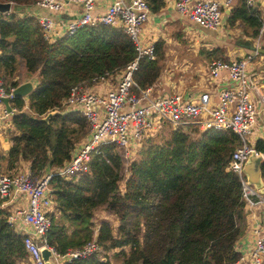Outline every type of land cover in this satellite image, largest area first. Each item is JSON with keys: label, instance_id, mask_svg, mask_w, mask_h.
<instances>
[{"label": "trees", "instance_id": "16d2710c", "mask_svg": "<svg viewBox=\"0 0 264 264\" xmlns=\"http://www.w3.org/2000/svg\"><path fill=\"white\" fill-rule=\"evenodd\" d=\"M158 13L166 0H147ZM17 8L0 14V77L11 90L26 77L39 75V83L27 100L16 97L13 124L17 131L8 151L7 169L23 160L33 172L68 162L77 145L88 135L86 118L79 111H64L62 103L72 89L92 78L112 75L135 60L134 41L119 25L86 26L54 42L45 39L43 28L31 9L37 0H0ZM260 13L244 1L228 16L230 26L242 23L257 37ZM156 59L143 58L134 79L141 88L153 84L162 72L163 51ZM220 49L214 51L218 58ZM24 68V70L21 69ZM19 77V79H16ZM56 112L45 121L52 111ZM148 141L126 172L125 161L114 146L103 148L90 169L80 177L51 180L60 216L52 214L49 246L64 255L94 238L95 213L105 206L121 224L118 234L104 222L98 241L104 252L123 250V264H233L242 253L238 240L245 231L246 203L242 183L229 162L240 140L232 130H208L199 139L176 129L158 141L163 129ZM159 135V136H158ZM157 136V137H156ZM163 139V138H162ZM264 152V140L256 143ZM264 180V166H263ZM0 203V264H20L28 258L24 236L8 221ZM130 253H125L126 248ZM101 254L66 264H112Z\"/></svg>", "mask_w": 264, "mask_h": 264}, {"label": "built area", "instance_id": "2783aa9c", "mask_svg": "<svg viewBox=\"0 0 264 264\" xmlns=\"http://www.w3.org/2000/svg\"><path fill=\"white\" fill-rule=\"evenodd\" d=\"M99 0H37L36 7L61 15L67 3H75L83 9L82 15L70 22L50 15L38 14L36 18L43 28L46 40L54 42L64 35H73L86 26L119 25L134 41L137 56L123 69V76L115 89L100 90L93 87L106 84L110 75L94 77L74 87L69 97L64 99V111H79L86 118L88 135L81 145H77L72 158L47 174L28 171L12 173L4 170L0 160V203L4 208L17 197L25 195L27 209L9 213V223L18 230L21 222L27 227L24 245L28 258L20 264H45L42 251L49 248L53 264H66L74 260L86 259L104 252L98 241V234L84 246L60 254L49 246L47 237L52 227L55 206L51 180L55 176L65 179L80 177L90 169V162L96 155H104L103 148L116 146L125 164L133 161L144 143L155 136L164 125L176 129L232 130L237 133L240 144L232 154L228 169L238 174L242 183V195L247 206L264 210V194L250 184L244 168L254 151H258L254 134L260 117L256 97L264 101L260 81L252 76L250 68L256 60L263 59L258 49L264 45V19L253 45L256 48L243 57L226 60L213 59L208 67L209 78L214 82L222 80L225 74L227 86L205 92L189 94L164 93L154 98L153 86L141 88L134 79L143 58L156 59V46L144 41V26L150 20L151 7L147 0H112L105 14H94ZM240 0H175L176 10L188 16L193 22L207 30H220L225 23V10L232 9ZM248 8H255L258 0H242ZM213 82V83H214ZM8 90L5 80L0 77V121L10 118L11 111L4 100L15 98ZM61 112L60 110L52 111ZM128 169V168H127ZM255 241L250 251V262L243 256L233 264H264V231L260 225L254 228Z\"/></svg>", "mask_w": 264, "mask_h": 264}, {"label": "crops", "instance_id": "0c3cea01", "mask_svg": "<svg viewBox=\"0 0 264 264\" xmlns=\"http://www.w3.org/2000/svg\"><path fill=\"white\" fill-rule=\"evenodd\" d=\"M111 2L112 0H99L98 5L94 10V14H105L108 11ZM239 2L240 1H236L232 9ZM255 8L264 19V0H258ZM232 9L225 10V23L222 28L217 31L204 29L193 22L188 16L180 14L175 8V0H166V4L160 12H151L150 20L144 26V41L153 43L157 47L158 43H162L164 52L167 55V66L161 63L162 72L167 71V69L170 71L174 70L169 73L172 81L168 80V74H164L162 79L158 83L154 84L156 86L153 85L154 91L160 86H165L168 89L172 86V84L177 86V93L184 95L194 92L208 91L206 88L207 82H209L208 80L210 79L208 75V67L210 62L213 59H216L214 56V51L216 49H220L219 54L221 53V56L218 58H223L226 60L237 59L252 52V50L243 47L240 44V41H252L253 43L255 40V37L251 36L253 29L250 26L239 22L234 26H230L227 20ZM30 12L36 16L40 13L70 22L80 17L82 15L83 9L80 5L75 3H67L64 12L61 15L46 9H39L36 6L33 7ZM21 69L24 70L23 67H21ZM175 70L178 71L175 72ZM177 72L181 73H178L179 77L178 79H175L174 77L177 75ZM250 72L253 77L260 81L261 92L264 94V58L259 59L258 62H255L252 65ZM122 76L123 71L121 70L120 72L112 74L108 83L97 85L92 89L100 90L103 87L115 89L118 86ZM22 78V83L32 81L34 86L39 83L38 74L33 75L32 77H26L22 74ZM225 78L226 75L223 74L221 81L212 83L210 86V88L212 87L211 90L222 86L226 87L227 83ZM16 79H19V77ZM162 92L173 93L164 89H162ZM25 99L27 100L28 97ZM10 105L12 106L11 103ZM256 105L260 111V117L254 134L255 143H257V141L260 139L264 140V101L262 102L260 97H256ZM28 106L29 102L27 100L26 109H28ZM13 115L10 118L0 121V160L5 171L19 173L30 170V163L21 160L17 164L16 168L12 170L7 169L8 151L14 144V135L17 134L12 121ZM86 138L87 136L80 142V145L83 144ZM54 168L56 167L47 168L44 174L53 171ZM27 206V197L25 195H21L14 201H11L9 204H7L4 209L8 213H14L21 209H27ZM245 212V231L242 237L238 240L237 246L244 259H247L248 262H250V251L255 241L254 228L257 225H260L264 231V210L259 208H251L246 205ZM53 214L60 216V212L56 204L53 208ZM106 214L107 218H110L107 222L111 223L112 227L114 228V233L115 231L117 232L120 225V220L115 215L109 214L108 212H106ZM96 226H98L97 223ZM27 229V227L19 222L17 230L18 233L24 235ZM95 232L98 234V229L95 230ZM115 234L117 235L118 233ZM109 260L112 262V264H123V262L121 263V260L116 257L115 259H112L111 256Z\"/></svg>", "mask_w": 264, "mask_h": 264}, {"label": "water", "instance_id": "95a60500", "mask_svg": "<svg viewBox=\"0 0 264 264\" xmlns=\"http://www.w3.org/2000/svg\"><path fill=\"white\" fill-rule=\"evenodd\" d=\"M17 8L13 5V2H0V14H7L16 10ZM240 44L250 50H255L252 41H240ZM261 53H264V46L258 49ZM35 86L32 81H27L20 84L13 91V94L16 97L26 98L34 90ZM5 105L11 111L10 100H4ZM54 113L50 112L43 120L48 121ZM263 166H264V155L262 153L257 154L256 151L252 153L249 160L246 162L244 173L246 174L250 184L254 185L256 188L260 189V192L264 194V180H263ZM45 264H53L51 262V257L53 255L52 251L49 248H44L42 251Z\"/></svg>", "mask_w": 264, "mask_h": 264}, {"label": "rangeland", "instance_id": "374dc122", "mask_svg": "<svg viewBox=\"0 0 264 264\" xmlns=\"http://www.w3.org/2000/svg\"><path fill=\"white\" fill-rule=\"evenodd\" d=\"M159 49H161L162 51H163V57H162V61H161V63L163 64V65H165V66H167V64H166V60H167V55H166V53L164 52V48H163V45H161L160 47H159ZM264 57V56H263ZM255 62H258V60H256ZM252 69V67L250 68V70ZM169 69H167V71H168ZM167 71H164V72H162L161 73V75H160V77L153 83V84H151V85H148L147 87H149V86H153L155 83H158L161 79H162V76L164 75V74H168V80L170 81H172V79H171V77H170V75H169V73L171 72V71H174V70H169L168 72ZM176 71H178V70H175V72ZM178 73H181V72H177V75L174 77L175 79H178V77H179V74ZM209 75V74H208ZM22 80H23V78H22ZM209 82H207V89L210 91L211 89H212V87L210 88V86L212 85V83L214 82L211 78L208 80ZM154 86H156V85H154ZM162 89H164V90H166V91H168V92H173V93H175L176 92V90H177V86L176 85H174V84H172V86L171 87H169L168 89H167V87H165V86H163V87H158V89H155V91L151 94L152 95V97H154V98H157V97H159V96H161L162 94H164L163 92H162ZM166 93V92H165ZM172 130H175L173 127H171V126H167L166 128H164L163 129V131H162V133H160L159 135H162L161 137H160V139H158V141H160V142H162L164 139H167L168 137H169V133L172 131ZM189 131L190 132H192V134H191V138L192 139H195V140H197V139H199L200 137H201V135H202V131L200 130V129H197V128H193V129H189ZM158 135V136H159ZM157 137V136H156ZM163 138V139H162ZM78 145H80V143L78 144ZM140 157V151L134 156V158L135 159H138ZM133 158V159H134ZM134 159V160H135ZM133 160V161H134ZM133 161H131L130 162V164L133 162ZM129 164V165H130ZM128 168V164H125V169H124V172L125 173H127L126 172V169ZM106 212H107V209H106V207L104 206H101L100 208H98L97 210H96V213H95V221L94 222H96L97 224H98V226H96V223H95V229H94V233H95V230H97L98 229V231L100 232V228H101V226H102V224L104 223V222H106V221H108V219H110V218H107V214H106ZM119 224H121V222L119 223ZM99 227V228H98ZM97 228V229H96ZM119 228V227H118ZM115 233H118V231L116 232L115 231ZM114 233V234H115ZM99 234V233H98ZM116 235V234H115ZM122 251L123 250H121V249H114V250H109V251H105V253H102V258H104L103 260H107V258L109 259L111 256H112V259H115V257L116 258H118L119 260H121V263L122 262H124V257L121 255V253H122ZM126 252L125 253H127V254H129L130 253V248L129 247H127L126 248V250H125ZM109 254V255H108Z\"/></svg>", "mask_w": 264, "mask_h": 264}]
</instances>
